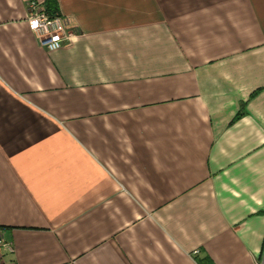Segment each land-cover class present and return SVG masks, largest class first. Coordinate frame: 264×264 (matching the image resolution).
I'll list each match as a JSON object with an SVG mask.
<instances>
[{"label": "crops", "instance_id": "obj_1", "mask_svg": "<svg viewBox=\"0 0 264 264\" xmlns=\"http://www.w3.org/2000/svg\"><path fill=\"white\" fill-rule=\"evenodd\" d=\"M0 229L4 264H264V0H0Z\"/></svg>", "mask_w": 264, "mask_h": 264}, {"label": "built area", "instance_id": "obj_2", "mask_svg": "<svg viewBox=\"0 0 264 264\" xmlns=\"http://www.w3.org/2000/svg\"><path fill=\"white\" fill-rule=\"evenodd\" d=\"M27 24L39 46L47 52L60 50L76 36L71 20L60 15H50L42 2H29ZM13 254L12 242L5 239L0 229V264H4L5 256Z\"/></svg>", "mask_w": 264, "mask_h": 264}, {"label": "trees", "instance_id": "obj_3", "mask_svg": "<svg viewBox=\"0 0 264 264\" xmlns=\"http://www.w3.org/2000/svg\"><path fill=\"white\" fill-rule=\"evenodd\" d=\"M50 14V13H49ZM50 15H53V14H50Z\"/></svg>", "mask_w": 264, "mask_h": 264}]
</instances>
